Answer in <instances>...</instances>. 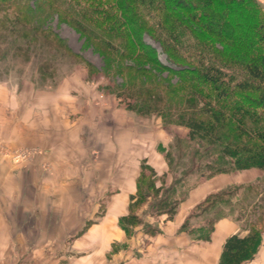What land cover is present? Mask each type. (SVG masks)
Returning a JSON list of instances; mask_svg holds the SVG:
<instances>
[{
  "label": "rangeland",
  "instance_id": "374dc122",
  "mask_svg": "<svg viewBox=\"0 0 264 264\" xmlns=\"http://www.w3.org/2000/svg\"><path fill=\"white\" fill-rule=\"evenodd\" d=\"M256 2L264 11V0ZM87 3L70 0L67 6L57 0L48 7L43 0H31L30 10L0 6V264H161L153 262L165 258L156 257L161 251L151 244L168 242L165 234L174 238L170 242L205 247L176 251L195 257L183 264H212V255L217 251L221 257L229 237L255 231L261 246L245 264H264V172L217 175L210 169L213 159L174 120V106L156 109L170 99L149 98L141 86L147 79L133 69L150 71L149 79L162 84L174 85L178 77L151 63L122 59L106 49V39L89 43L56 8ZM144 42L170 70L180 68L154 39L144 36ZM121 67L132 70L121 72ZM177 104L193 107L187 100ZM195 150L200 153L194 162ZM158 157L167 166L163 175L147 164L150 160L156 166ZM144 163L148 169L142 171ZM225 178L232 185L209 196L225 190L224 195L191 211V229L213 228L209 241L164 223L168 215L158 212L159 200L169 196L174 202ZM150 181L163 194L136 204L132 214L142 223L130 229L126 243L109 250L111 242H102L97 233L103 249L93 250L82 240L103 223L117 196L134 186L147 188Z\"/></svg>",
  "mask_w": 264,
  "mask_h": 264
},
{
  "label": "trees",
  "instance_id": "16d2710c",
  "mask_svg": "<svg viewBox=\"0 0 264 264\" xmlns=\"http://www.w3.org/2000/svg\"><path fill=\"white\" fill-rule=\"evenodd\" d=\"M51 1L57 2L43 0V3L52 7ZM80 1L90 3L75 9L56 8L63 10L59 11L60 17L78 29L89 43L106 39L103 41L106 49L119 52L122 59L151 63L178 77L174 85L162 84L149 79L150 71L133 69L147 79L141 86L149 90V98L170 99L168 104L156 100L161 105L156 109L171 110L174 106L178 114L174 120L187 128L190 140L205 148L208 159H213L208 164L210 169L215 168L217 175L253 169L264 172V11L256 0ZM30 2L0 0V6L30 10ZM64 2L70 5V0ZM144 36L158 42L168 60L180 68L170 70L162 64L156 49L144 42ZM119 69L121 72L132 70ZM153 86L162 92L155 94ZM185 100L193 107L177 104ZM165 118L172 119L167 114ZM199 153L192 152L194 162ZM145 165L142 171L148 169ZM150 170L156 179V172ZM156 188L153 181L147 188L137 187L129 214L120 219L127 238L130 229L142 223L132 210L140 202L161 197L162 187ZM223 192L209 196L194 211L224 195ZM188 196L174 202L165 196L158 201V212L173 220ZM194 217L192 212L181 231L189 237L198 235L197 239L209 241L213 228L191 229L190 221ZM260 246L261 235L257 231L245 237L233 235L225 241L218 264L250 262Z\"/></svg>",
  "mask_w": 264,
  "mask_h": 264
},
{
  "label": "crops",
  "instance_id": "0c3cea01",
  "mask_svg": "<svg viewBox=\"0 0 264 264\" xmlns=\"http://www.w3.org/2000/svg\"><path fill=\"white\" fill-rule=\"evenodd\" d=\"M149 157V156H148ZM159 160L156 163V166L148 161L147 164L151 165L153 169L157 172L159 175H163L167 171V166L165 163V160L162 157H158ZM147 159V157L145 158ZM137 178V177H136ZM223 179V178H222ZM134 180V185H135ZM232 181H229L225 178L223 183L221 182L220 184H217L215 187L213 185H207V184H202L200 187H198L191 195L180 205L178 212L176 216L174 217L173 221H169L167 218L164 220L165 222H171L173 224V227L176 230H180L181 227L185 224L188 216L190 215L191 211L200 205L202 201H205L207 196L214 192H218L222 190L223 188L232 185ZM136 188L135 186L133 187L132 191H130L128 194H120L117 196L116 200L112 202L110 210L106 214V216L103 218V223H101L98 226H94L92 229H89V231L84 235L82 240H87L88 243L90 242L92 244V249L93 250H98L102 247L103 249V244L102 242L105 243L107 239L111 242L109 250H111L112 245L115 243H126L128 240L125 232L119 227L120 219L122 217H125L128 212V206L131 202V199L133 196L136 195ZM119 210H118V209ZM126 208L123 212H121V209ZM115 223V224H114ZM115 225L116 228L113 226ZM8 229V228H7ZM8 231V234L10 233L9 229L6 230ZM101 235L102 242H99L100 240L96 237V234ZM174 235V234H173ZM163 237L169 238L168 242H155L151 244V247H155V252L161 251V253H157L156 257H164L165 259L160 261H154L156 263H161V264H183V262H188L189 260L191 261L193 258H195L192 255H177L176 251L182 250L181 248L183 247V250H187V248H194V249H201L205 247H201L202 245L200 244L199 246L195 244V242H183V243H176V242H170L174 238L168 235H164ZM187 239V238H186ZM108 241V242H109ZM78 245V242L76 246ZM99 246V247H97ZM189 256V257H188ZM178 257V258H177ZM220 257V254H219ZM219 257H217V251L214 253L211 257V259L214 261L212 264H218L219 263ZM179 261H178V260ZM163 262V263H162Z\"/></svg>",
  "mask_w": 264,
  "mask_h": 264
}]
</instances>
